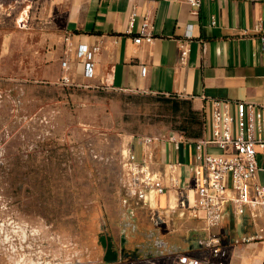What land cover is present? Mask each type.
<instances>
[{"label": "rangeland", "instance_id": "obj_1", "mask_svg": "<svg viewBox=\"0 0 264 264\" xmlns=\"http://www.w3.org/2000/svg\"><path fill=\"white\" fill-rule=\"evenodd\" d=\"M38 13L0 0V264H145L135 253L149 215L127 194V152L179 117L160 94L44 75L33 55L48 52L51 29ZM121 237L122 262L107 261Z\"/></svg>", "mask_w": 264, "mask_h": 264}, {"label": "crops", "instance_id": "obj_2", "mask_svg": "<svg viewBox=\"0 0 264 264\" xmlns=\"http://www.w3.org/2000/svg\"><path fill=\"white\" fill-rule=\"evenodd\" d=\"M35 12L51 29L48 52L36 48L33 55L44 75L68 74L73 82L86 86L190 99L193 109L205 117L203 135L189 137L177 129L168 135L176 136L178 143L169 138L154 143L152 166L163 174L168 188L153 201H142L150 225L139 232L147 235V242L137 247L135 260L144 256L145 264H191L181 261L188 256L199 260L198 264H264V209L257 217L250 209L236 214L227 201L221 223L210 232L201 218L178 206L171 185V176H177L181 185L190 188L194 201L190 168L195 162V142L210 133L213 98L228 101L233 114L238 101L264 112V51L255 30L258 23L264 26V0H202L198 14H193L187 0H21V15ZM133 12L135 22L128 32ZM143 20L152 23L155 38L136 43ZM188 24H193L192 37L185 36ZM80 43L100 47L89 64L77 56ZM184 47L189 52L182 60ZM63 59H68L66 68ZM257 135L264 137V131ZM140 137L133 140L134 152ZM208 149L222 152L216 146ZM257 162L256 180L264 184V152H258ZM173 163L176 170L171 169ZM214 232L220 234L226 254H213L199 245L201 236ZM245 235L259 237L243 242ZM126 243V237H121L119 249L111 240L119 263Z\"/></svg>", "mask_w": 264, "mask_h": 264}, {"label": "built area", "instance_id": "obj_3", "mask_svg": "<svg viewBox=\"0 0 264 264\" xmlns=\"http://www.w3.org/2000/svg\"><path fill=\"white\" fill-rule=\"evenodd\" d=\"M191 5L193 14H198L202 0H187ZM135 12L129 20L128 32L135 22ZM216 23L215 18L211 21ZM193 24H188L186 37H192ZM264 51V26L258 23L255 26ZM155 38L153 25L148 20H143L134 37L136 43L151 42ZM68 39V38H67ZM100 49L98 44L89 45L80 43L76 48L77 56L89 64L94 54ZM189 48L184 47L181 59L188 56ZM62 66H68V59L62 60ZM146 68L143 69V73ZM64 84H73L68 74H62ZM264 131V112L257 109L254 104L245 101L236 102V112L233 114L229 102L213 98L210 133L195 142V162L191 166L193 173L192 182L195 191L194 201H191L190 188L179 183L177 176H171V185L175 189L177 204L194 217L205 222L207 230L217 227L223 218L224 204L229 201L236 214H243L247 209L257 217L259 211L264 209V184L256 180L258 170L257 154L264 152V137L257 132ZM169 138L178 143L176 136L143 135L140 137L144 155L137 159L134 150L127 152V163L124 169V185L127 194L140 201L151 202L155 197L167 191L163 174L154 169V143L157 140ZM216 146L222 152H213L208 148ZM171 169L176 170L177 164H171ZM231 182V185H230ZM257 235H245L243 242L257 239ZM199 245L209 248L213 254H226L222 245L220 234L210 233L198 239ZM181 261L198 264L197 259H188L182 256ZM79 264H86L79 262ZM88 264H94L89 262Z\"/></svg>", "mask_w": 264, "mask_h": 264}, {"label": "trees", "instance_id": "obj_4", "mask_svg": "<svg viewBox=\"0 0 264 264\" xmlns=\"http://www.w3.org/2000/svg\"><path fill=\"white\" fill-rule=\"evenodd\" d=\"M161 101L171 106L173 114L179 120L176 128L182 131L186 136L199 137L203 135L205 128V117L199 110L192 107L190 99L180 98L173 95L160 94Z\"/></svg>", "mask_w": 264, "mask_h": 264}, {"label": "water", "instance_id": "obj_5", "mask_svg": "<svg viewBox=\"0 0 264 264\" xmlns=\"http://www.w3.org/2000/svg\"><path fill=\"white\" fill-rule=\"evenodd\" d=\"M111 246H112L111 243L106 246L107 247V251H106V257H105V259L107 261L113 262V261H115L117 259V253L112 249Z\"/></svg>", "mask_w": 264, "mask_h": 264}]
</instances>
